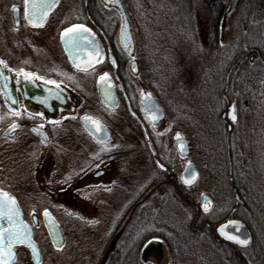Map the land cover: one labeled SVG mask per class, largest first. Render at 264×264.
Listing matches in <instances>:
<instances>
[{
  "label": "flooded vegetation",
  "instance_id": "obj_1",
  "mask_svg": "<svg viewBox=\"0 0 264 264\" xmlns=\"http://www.w3.org/2000/svg\"><path fill=\"white\" fill-rule=\"evenodd\" d=\"M115 1L53 0L44 24L34 26L24 17L23 0H0V60L5 62L0 65V189L15 197L34 230L42 258L45 246L35 235L41 225L49 234L44 209L64 235L57 246L49 234L53 245L60 249L65 244L64 220L53 207L61 195L69 196L66 209L74 217V211L83 208L102 212L100 224L106 228L102 251L89 250L96 256L103 253L100 264H125L126 258L139 264V256L145 264L161 261L170 250L168 237L154 229L151 218L130 217L136 208L147 206L153 211L158 200L164 207L175 196L179 201H173L185 218L179 231L195 234L217 249L228 247L233 256H240L243 249L250 251L257 232L264 245V5L214 1L221 3L222 13L216 21L209 14L215 49L213 71L202 80L207 89L195 106L184 111L180 128L171 124L162 128L168 112L158 97L154 70L147 67V49L154 46L155 51L157 41L150 35H156V30L149 28L155 31L145 35L132 25L126 10L134 45L133 49L125 46L123 16ZM13 4L18 6L16 12ZM71 24H85L95 35L89 34L79 49L66 50L60 33ZM230 25L231 38L226 33ZM89 59L93 63L85 71L83 63ZM20 69L37 76L25 79ZM105 72L110 83L99 79ZM145 93L152 94L165 112L159 122L156 110H145L150 97ZM85 115L98 120L101 130L90 122L86 126ZM177 132L187 142L184 153L176 146ZM142 153L148 159L142 160ZM190 165L197 176L185 184L182 177L193 175ZM146 169L154 174L144 173L148 180L142 184L140 173ZM114 194L125 202L112 203ZM206 199L211 201L207 212L202 207ZM40 207L43 210L36 212ZM113 208L126 210L110 219ZM233 219L242 221L250 232L245 246L218 232L220 225ZM92 220L78 225L91 227ZM3 221L6 227L8 222ZM143 226L149 227L147 232ZM13 246L18 251L14 264L21 255L25 264H37L28 245Z\"/></svg>",
  "mask_w": 264,
  "mask_h": 264
},
{
  "label": "rangeland",
  "instance_id": "obj_2",
  "mask_svg": "<svg viewBox=\"0 0 264 264\" xmlns=\"http://www.w3.org/2000/svg\"><path fill=\"white\" fill-rule=\"evenodd\" d=\"M170 21L171 18L166 21L165 24L168 25ZM158 24H160V22L153 19L150 21V25L152 28H155L156 31H144L145 35L154 31L157 33L156 35H150L151 37H155L157 41L155 51L152 50L154 46L147 49V52L150 55L147 67L150 66L153 68L152 70H154V75L152 76L154 77L155 84L157 86V94L168 112L167 120L163 123L162 128L169 126V124L180 128L184 111H187L188 109L190 110L193 106H195L196 101L201 99L203 92L207 89L206 86L204 88V84L202 83L203 76L205 73H212L213 71V54L215 47L211 38L213 34L209 13L205 10V8H203V6H199L198 9L195 10L194 21L182 24L183 26H186H182L183 28L180 29V33L175 36L168 32L166 26H162L163 23L161 25ZM155 25L156 27H154ZM232 32L233 25H230V30L226 32L227 36H232ZM148 44L150 45V42H148ZM172 151L176 154L174 145L172 147ZM145 156L146 155L142 153L141 159H148L147 157L145 158ZM144 173L147 175L151 174V176L154 174L152 169L141 171L140 174L142 184L145 182V179L148 180ZM155 174L156 177L159 178V171L157 169ZM117 195L118 194H114L112 196L110 195L112 197V203H124L125 199H119ZM129 196L132 197V195ZM68 197V195H61L57 198V200H60L53 205L56 209V214L60 215L64 220L63 223L66 236L65 244L60 249H57L53 245L45 226L41 225L36 230V241L45 246V254L40 264H100L103 253L96 256L94 255V252L90 253L89 250L101 248L102 251L103 236H106V228L103 226V223L100 224L102 212L93 211L92 209L87 211L86 208H83V210L74 211V213L77 214L76 217H74V215L70 213L71 211L66 209L68 207V204H66V202H68ZM126 197L127 196L124 198ZM82 198L86 206L87 196L83 195ZM46 201L52 204L50 200L47 199ZM171 204L172 207H169ZM125 207L127 208V204ZM179 207L180 206L177 205L173 199L166 207L173 209L175 212L179 211L182 215L180 218L178 216L179 213L175 214L177 217H175L176 219L174 218V220H171V230H173V226L176 227L180 225L182 223L181 220L183 221L185 219L184 214L181 212ZM40 209L43 210L42 207H40L36 210V212H41L39 211ZM28 210L30 211V209ZM124 210H115V208H113L109 210L108 217L110 219L117 218V213L120 214V212ZM103 218H106L105 215ZM87 219H93L91 227L86 225V227L83 228L78 225L81 222L84 224L87 223ZM111 228L113 229V224L108 227L110 231L112 230ZM166 234V236L170 237L168 232ZM93 235L98 236V240L93 241L91 239V237L93 238ZM76 240V245L80 247L79 249L77 248V254L73 251V244ZM100 240H102V243ZM183 240L184 241L181 242L182 245H184L185 242L187 244L192 241L189 237ZM169 251H165L166 253L164 258L161 261H157L155 259H152V261H154L155 264H170L171 254ZM19 258L20 260H17L15 264H25V255H21ZM126 259L125 264H134V259Z\"/></svg>",
  "mask_w": 264,
  "mask_h": 264
},
{
  "label": "trees",
  "instance_id": "obj_3",
  "mask_svg": "<svg viewBox=\"0 0 264 264\" xmlns=\"http://www.w3.org/2000/svg\"><path fill=\"white\" fill-rule=\"evenodd\" d=\"M238 1L240 4L243 2V0ZM245 2L249 5H255V7L259 6L260 8L264 5V3H254L253 0H245ZM124 3L134 27L142 29L143 32L145 30L148 31L149 28H152L150 21L156 19V21L160 22L158 25L163 23L162 26H166L168 32L172 33L173 36L179 34L180 29L186 26L182 24L194 21L195 10L198 9L199 6H203L214 21L217 20L219 12L222 13L221 3L214 1L124 0ZM170 18V23L166 25L165 22ZM154 27H156V25ZM175 198L177 197H172L173 200H175ZM158 199L159 196L156 200ZM167 201L171 203L170 198H168ZM168 205L169 204L161 207V203L158 200L153 211H150L147 206H143L139 210L136 208L130 218L134 219L138 216H140L141 219L151 218L153 220L154 229H156L158 233H163V235L166 236L168 232L171 237L166 236L169 239L168 245L171 252L170 264H264V245L262 239L258 237L260 233L257 232L254 234L253 245L256 246L253 247L252 245L250 251L243 249L244 252L240 254V256H233L232 254H228L230 250L228 247H220L217 249L213 244L203 243L195 234H186L183 231H179V225L176 227L173 226V230H171L170 223L171 220L177 217L175 214L179 213L178 216L180 218L182 215L179 211H176V213L173 209L166 208ZM169 207H172V204ZM181 212L184 214L182 210ZM148 224L152 225V223ZM144 226L142 228L147 232L149 227L147 226L144 228ZM164 230L167 232L165 233ZM188 237L191 238L192 241L187 244L185 242V244L182 245L181 242L184 241L183 239H187ZM136 260L139 261V264L146 263L141 256Z\"/></svg>",
  "mask_w": 264,
  "mask_h": 264
},
{
  "label": "snow or ice",
  "instance_id": "obj_4",
  "mask_svg": "<svg viewBox=\"0 0 264 264\" xmlns=\"http://www.w3.org/2000/svg\"><path fill=\"white\" fill-rule=\"evenodd\" d=\"M55 2H58V0H55ZM53 6V0H23L24 17L29 24L34 26H42ZM11 7L13 12L17 11V5L13 4ZM89 34L93 36L95 35V33L92 32V29L89 28L87 25L71 24L69 27H65L61 31L60 37L65 44L66 50H68L70 47L74 49H79L85 41L89 40ZM93 47L96 46L93 45ZM96 55H100L98 50ZM4 63L5 62L3 60H0V65H3ZM92 63V59L85 61L83 63L84 70L87 71V69L92 66ZM75 66L77 68L82 67L80 63H76ZM19 73H23L25 79H31L37 76L36 73L25 72L24 69H20ZM108 77L109 73L105 72L99 77V79L100 81H107L110 83V81H108ZM40 79H43V77H40ZM49 83L56 84L57 82L49 81ZM43 102L47 104L48 98H43ZM233 109H235V105H233ZM12 111L15 112L17 116L20 115V112L16 109H13ZM41 115L43 114L41 113ZM151 118L153 120L156 119L155 116H152ZM82 119L85 121L86 126L90 122L96 127L97 131L101 130L102 125L95 118L85 115L82 117ZM232 119H237L235 111H233ZM54 123H59V121H54ZM13 127H18V125H13ZM35 130L37 129H34V131ZM179 136L180 133H177V137ZM181 150H183V145H181ZM160 167L164 166L160 165ZM182 179L184 180L185 184H191L196 179V174L194 173L190 178L182 177ZM210 205L211 201L206 199L202 206L205 212L209 210ZM44 215L46 217L50 216L48 209H44ZM20 216V209L17 205L15 197L10 196L9 193L5 192L3 189H0V219L6 218L8 221L7 228L0 226V264H10V261L15 256V252L13 251L12 247L13 244H24L26 242L32 248L33 255L36 256L37 264H39L37 248L35 243L31 240L30 229L22 219H19ZM229 223L237 224L238 222L230 221ZM220 231L224 236L227 237V239L237 241L240 245H247L249 243L248 239H243L239 235H233L228 232H225L223 225L221 226Z\"/></svg>",
  "mask_w": 264,
  "mask_h": 264
},
{
  "label": "water",
  "instance_id": "obj_5",
  "mask_svg": "<svg viewBox=\"0 0 264 264\" xmlns=\"http://www.w3.org/2000/svg\"><path fill=\"white\" fill-rule=\"evenodd\" d=\"M203 1H220V0H203ZM115 2H116V5L119 8V10L121 11L122 16H123V23H122V29H121V39L124 42L125 46L130 47L131 49H133L134 43H133V37H132V29H131L130 20H129L128 16H127V13H126V9L124 8L122 0H116ZM229 8H230V4L228 5L227 10ZM122 30H123V32H122ZM73 59L75 60L74 56H73ZM145 94H150V93H145ZM147 96H150V97H148V100H146V102H149V103L147 105L145 104V110H146L147 113H150L151 111L156 110L158 112L157 121L159 122L161 119H163L165 117V112H164L163 108L159 105V103L156 100V98L152 94L147 95ZM144 100H145V98H144ZM177 133H180V132H177ZM177 133L175 134L176 146H177V148H178L180 153H184L185 150H186L187 142H186V140L184 139V137L182 136L181 133H180V136L177 137ZM181 145H183V150H181ZM159 164L162 165L160 162H159ZM188 170L191 171V174L195 173L196 176H197L196 168L193 165H190ZM17 205H18V202H17ZM18 207H19V205H18ZM19 209H20V213H21V216H20L19 219H22L25 222V224L28 226V228L30 229L31 240L36 245L37 254H38L39 263H40L42 261V254H41V251L39 249V246L37 245V243L33 239L34 230L28 223H26L24 215H23V212H22L20 207H19ZM5 220L7 221L6 218H5ZM45 221L47 223L49 234H50L53 242L55 243V245L61 246L63 241H64V235H63V232H62V229H61L60 225L55 220V218L51 215V213H50L49 217L45 216ZM230 221H237L238 223L237 224H232V223H229ZM3 224H4L3 219H0V226H3ZM222 225L224 226V231L225 232H228V233L233 234V235H239L241 238L248 239L249 242H250V240H251L250 232H249L248 228L246 227V225L242 221H240L238 219H233V220H229V221L223 223ZM222 225H220L218 227V232L222 236V238L227 239V237L224 236L221 233V231H220V228H221ZM7 227H8V225L5 228H7ZM227 240H229V239H227ZM230 241H232V240H230ZM233 242L238 243L237 241H233ZM25 244L28 245L27 242ZM243 246H245V245H243ZM12 247H13V251L15 252V256L10 261V264H14V261L16 259L17 253H18L17 249L14 246H12ZM30 249L32 251L31 247H30ZM32 254H33V251H32ZM33 259L37 263L36 256L33 255Z\"/></svg>",
  "mask_w": 264,
  "mask_h": 264
}]
</instances>
